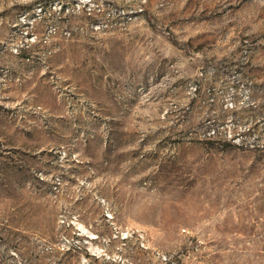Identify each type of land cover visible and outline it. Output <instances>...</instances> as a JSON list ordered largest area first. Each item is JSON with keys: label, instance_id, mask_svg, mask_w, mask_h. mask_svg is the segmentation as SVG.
Instances as JSON below:
<instances>
[{"label": "rangeland", "instance_id": "1", "mask_svg": "<svg viewBox=\"0 0 264 264\" xmlns=\"http://www.w3.org/2000/svg\"><path fill=\"white\" fill-rule=\"evenodd\" d=\"M0 264H264V0H0Z\"/></svg>", "mask_w": 264, "mask_h": 264}]
</instances>
